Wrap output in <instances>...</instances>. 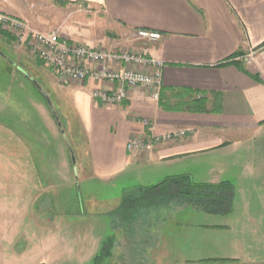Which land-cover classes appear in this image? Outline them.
<instances>
[{
	"label": "crops",
	"instance_id": "0c3cea01",
	"mask_svg": "<svg viewBox=\"0 0 264 264\" xmlns=\"http://www.w3.org/2000/svg\"><path fill=\"white\" fill-rule=\"evenodd\" d=\"M59 2L87 9L91 17L81 25L55 17L49 21L48 12L30 6ZM0 11L27 19L39 31L65 33L91 46L108 47L110 38L122 40L136 29L160 34L158 40L137 45L162 62L158 101L136 87L122 103L104 107L91 95L94 83L62 86L72 108L65 112L74 117L85 140L90 176L107 181L132 168L157 182L189 174L203 177L196 181L216 183L264 169V153L258 155L254 148L264 143V0H0ZM201 102L207 111L185 110ZM143 119L150 121L149 127ZM70 125L73 132L71 118ZM175 128L190 132L140 155L125 148L133 134ZM50 177L54 175H44ZM261 201L256 205L263 206ZM252 205L245 201L243 215L236 219L232 205L221 222H199L173 217L194 208L170 203L142 209L128 221L109 219L104 231L94 229L99 221L66 220L61 215L69 213L61 210L52 218L36 219L38 228L48 232L36 249L56 264L73 254L84 257L81 264L90 263L107 237L110 253L101 264H264V220L248 213Z\"/></svg>",
	"mask_w": 264,
	"mask_h": 264
},
{
	"label": "rangeland",
	"instance_id": "374dc122",
	"mask_svg": "<svg viewBox=\"0 0 264 264\" xmlns=\"http://www.w3.org/2000/svg\"><path fill=\"white\" fill-rule=\"evenodd\" d=\"M37 4L30 3L31 9L45 10L49 21L55 17L81 25V21H86L92 13L87 9L68 8L61 2L53 6ZM88 29L93 30L92 27ZM116 42L128 45L126 37L119 41L110 38L108 47ZM55 80L54 74L37 63L26 49L18 47L13 37L9 40L0 35V264H45L44 258L48 264H56L53 258L42 256L43 252L36 249L37 245L42 247L43 236L48 233L43 232L42 227L38 228L37 218L40 221L49 219L65 210L69 214L61 216L66 220L75 221L81 217L99 221L100 224L93 227L104 231L103 223L113 219L110 212L118 206L125 191L141 184H155L158 180L150 175L147 177L148 174L141 176L132 168L107 181L90 176L85 140L74 117L65 112L72 108L64 99V84H56L58 80ZM42 92L48 96L62 131ZM254 148L256 154L264 153V143L257 142ZM49 174L54 177L44 178ZM194 179L202 180L203 177ZM228 180L234 187L235 219L242 217L243 203L249 201L254 205L248 213L260 214L264 220V169L259 175H236ZM260 201L263 206L256 205ZM172 216L199 222L211 219L221 222L228 217L195 209ZM105 241L107 237L103 244ZM86 242L81 244H88ZM63 260V264H81L79 261L84 257L80 259L73 254ZM84 264H94V259Z\"/></svg>",
	"mask_w": 264,
	"mask_h": 264
},
{
	"label": "built area",
	"instance_id": "2783aa9c",
	"mask_svg": "<svg viewBox=\"0 0 264 264\" xmlns=\"http://www.w3.org/2000/svg\"><path fill=\"white\" fill-rule=\"evenodd\" d=\"M0 30L10 33L14 43L26 49L31 57L49 69L60 84L94 83L91 95L104 107L122 103L130 89L141 87L158 101L162 83V62L146 56L138 49L140 41H155L160 34L136 29L126 38L128 45L116 42L112 47L91 46L83 41L53 31H39L18 17L0 11ZM143 125L150 126L148 119ZM190 132L175 128L162 133L146 132L131 135L125 144L133 155L148 153L164 143L177 142Z\"/></svg>",
	"mask_w": 264,
	"mask_h": 264
},
{
	"label": "trees",
	"instance_id": "16d2710c",
	"mask_svg": "<svg viewBox=\"0 0 264 264\" xmlns=\"http://www.w3.org/2000/svg\"><path fill=\"white\" fill-rule=\"evenodd\" d=\"M0 35L12 39L11 35L1 30ZM37 63L42 65L39 61ZM160 106L166 108L164 105ZM185 110L207 111L202 102L201 105L195 104L194 107ZM233 197L234 187L229 181L201 182L194 180L189 174H174L164 177L155 184L138 185L125 191L120 203L110 214L114 220L128 221L142 209L178 203L207 214L227 215L232 211ZM110 246L111 240L108 239L100 253L95 256L94 264L101 263L108 256Z\"/></svg>",
	"mask_w": 264,
	"mask_h": 264
},
{
	"label": "water",
	"instance_id": "95a60500",
	"mask_svg": "<svg viewBox=\"0 0 264 264\" xmlns=\"http://www.w3.org/2000/svg\"><path fill=\"white\" fill-rule=\"evenodd\" d=\"M26 75H27V74H26ZM27 76H28V75H27ZM38 89H40L39 86H38ZM42 93H43L44 96L46 97V99H47V103H48V105H49V107H50V109H51V111H52V114H53V116H54V119L56 120V123H57L58 127H59L60 130L62 131V130H63V129H62V125H61V123H60V121H59V119H58V116H57L56 112H55L54 109H53V106H52V104H51V102H50L48 96H47L44 92H42Z\"/></svg>",
	"mask_w": 264,
	"mask_h": 264
}]
</instances>
